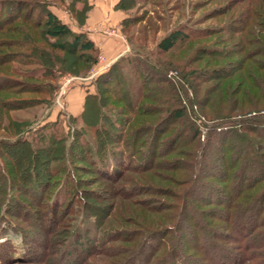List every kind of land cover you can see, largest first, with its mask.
I'll use <instances>...</instances> for the list:
<instances>
[{
  "label": "trees",
  "instance_id": "1",
  "mask_svg": "<svg viewBox=\"0 0 264 264\" xmlns=\"http://www.w3.org/2000/svg\"><path fill=\"white\" fill-rule=\"evenodd\" d=\"M8 1L0 0V239L9 228L20 234L25 264H264V0H226L209 15L223 19L218 28L181 25L151 54L138 46L120 57L70 115L79 126L71 135L59 119L34 130L12 113L26 108L17 98L27 93L45 96L41 106L54 101L70 73L59 53L74 66L96 64L99 50L51 10L65 0ZM213 140L218 155L208 160ZM83 165L113 192L80 190ZM153 179L184 187L176 204L131 201ZM127 215L136 229L116 225ZM11 254L0 243V259Z\"/></svg>",
  "mask_w": 264,
  "mask_h": 264
},
{
  "label": "rangeland",
  "instance_id": "2",
  "mask_svg": "<svg viewBox=\"0 0 264 264\" xmlns=\"http://www.w3.org/2000/svg\"><path fill=\"white\" fill-rule=\"evenodd\" d=\"M14 1L15 0H11L8 1V3L13 4ZM122 1H125L124 4L126 5V10L124 11L119 10L117 6L119 0H109V1L88 0L90 8L87 5L86 0H82L81 2H75L74 0H65L64 3L57 1L58 6L53 5L51 7V10L57 15H62L63 13H66L67 16L70 17V20L72 22L70 24L68 23V25L73 30L75 29L77 30V28H81L78 26L79 24L77 21H79V23H82L83 26L96 24L92 30L96 34H101L103 36H109L110 34H112V29L116 28L117 32L126 40L128 46L130 47V52H132L134 48L138 46H142L151 54L152 52L155 51L157 44L164 36H166L174 28L179 27L181 25H187L190 28L193 27V29H200V30H205L213 27L218 28L219 24L223 22V19L220 18L210 19L209 15L213 14V10L214 11L216 9L219 10V7L222 6L226 0H122ZM112 2L114 5H112ZM13 5L10 4L11 7H13ZM64 8H68L70 9V11L71 9H73L74 11L73 16H75L77 21L74 20L72 18L73 17L72 14L69 13V11ZM12 10L14 11V9ZM87 10H89V12L86 15ZM61 58H67V57L63 53H59V61H60L59 63L63 65L61 67H63L65 70H68L70 73H66L59 78L57 84L58 85L57 95L54 101L50 102L47 106L46 105L41 106L42 101L47 100L45 96L41 95L38 97L35 94L27 93L17 98L18 100L21 101L20 104H23L26 108L24 110L14 111L12 115L19 120L27 121V123L30 124L32 123L34 130L38 129L39 127H41L46 123L54 122L59 119L61 120V125L63 126L65 133L67 135L68 134L71 135L76 131V129H79V126L77 124H73L72 122H70V115L75 113L72 110L80 107L79 95H83V93L85 94L87 90L86 88L88 87L87 84L88 82H83V81L81 82L75 79L74 81L67 84L66 78H68L69 76L73 78H83L82 76L85 73L88 74L91 73L92 75L95 76V74L98 72V68L101 65L104 66L106 62L101 63L102 61H104V59L101 56L100 52L98 54L96 64L81 63L78 65V63L76 62L77 64L73 66L72 63L73 58L68 57L71 60L67 62H63ZM169 58H170L169 56H163L160 59L164 62ZM71 72H79L81 74L79 76H74L71 74ZM171 74L177 75L176 71H174V73L170 72V75ZM87 76L85 75L84 77ZM96 78H94V81ZM61 89L63 91L65 90L63 94H61L62 92ZM77 91L79 92V94H75V92ZM196 109L198 110V106L195 107V110ZM205 133L206 132L203 133L202 140L204 139ZM232 137L233 136H229L228 143L229 142L231 143L233 141ZM234 145H238V144H234ZM216 146H217V142L216 140H213V143L210 144L209 148L207 149L208 154L210 156V158L208 157V160L213 159L214 156L218 155L217 152L214 151ZM83 166L85 170L83 172L81 171V173H78L79 180L82 181V183H84L83 188L81 187L79 188L80 190L98 192L105 196L106 195L108 196V193L110 194L111 190L113 192V190L116 188V185H114L113 183L102 177H98L95 170L92 169L90 165H83ZM148 175L150 176V174ZM170 175H172L170 174V172H165L163 174L164 179L167 180L168 178H170ZM129 176L132 179H134L135 177L133 174H129ZM165 180L153 179L154 185L150 180L151 187L146 186L145 189L147 191L146 190L144 191V189L140 190V193L138 192L137 194H135L134 198L131 201H138V203L136 204H139L141 201H148L150 205H154L157 207H161L162 205L164 207L165 206L167 207L169 206V204L171 206L172 204H176L177 200H175V192L183 190L184 187L180 188L173 183L166 182ZM199 180L201 179L199 178ZM124 183L125 182L123 181L121 184ZM214 184H216V182ZM166 189H172V191L169 190L167 192ZM13 193L16 194L17 192H12V194ZM83 197L86 199L85 196ZM2 203L4 202L1 201L0 204ZM111 203H113V201L107 198L105 201L104 200L101 201L100 204H95V207L98 208L100 206L109 205ZM122 205L123 203L120 204V207ZM5 206H7V204L4 203L2 207H0V209L2 210L0 211L1 213L4 212ZM118 209L119 206L117 205V209H115V213H117ZM133 209L143 210V208H141V206L139 205H136V207H133ZM145 213L144 215H148L149 217L155 216L153 213L151 214L147 212ZM164 213H171V212L165 211ZM129 217H131V215L124 216V220L122 219L118 220L119 224L116 225H121L124 227L136 229L134 225H130L127 222L130 221ZM78 224L84 228L89 223L88 221H83L80 219ZM1 227L6 228V223L3 222ZM5 241H9L13 254H11L12 257L9 258L8 260L4 261L0 259V264H25L21 260V258L28 255L29 251L28 248L26 249L22 236L16 233L13 229L9 228L7 236L1 238L0 243ZM116 245H121V243H118ZM112 254L114 253L112 252ZM107 258L108 257L103 256L98 260L106 263L108 260Z\"/></svg>",
  "mask_w": 264,
  "mask_h": 264
},
{
  "label": "crops",
  "instance_id": "3",
  "mask_svg": "<svg viewBox=\"0 0 264 264\" xmlns=\"http://www.w3.org/2000/svg\"><path fill=\"white\" fill-rule=\"evenodd\" d=\"M109 1V0H107ZM117 2V1H116ZM116 4V3H115ZM112 5L113 2H112ZM58 17L68 25V23H72L70 20V17L67 16L66 13H63L62 15H58ZM67 18V19H66ZM96 24H90V25H84L81 28H77L76 32H82L85 33L88 38L94 43L95 47L99 50L101 56L103 57L104 61L101 63H105V65H99L98 72L94 75L91 73L88 74L87 77L83 78H76V80L88 82V87L86 88L85 94L79 95L80 96V107L77 109L72 110L75 112L72 114L73 116H78L83 111V105L85 101V97L88 93L94 92V78H96L101 73L105 72L113 63H115L120 57L128 55L130 52V47L128 46L126 40L117 32L116 28L112 29V34L109 36H103L101 34H96L92 29ZM74 30V31H75ZM97 70V69H96ZM95 72V71H94ZM92 81V82H90ZM75 94H79V92H75Z\"/></svg>",
  "mask_w": 264,
  "mask_h": 264
},
{
  "label": "built area",
  "instance_id": "4",
  "mask_svg": "<svg viewBox=\"0 0 264 264\" xmlns=\"http://www.w3.org/2000/svg\"><path fill=\"white\" fill-rule=\"evenodd\" d=\"M75 79H76V78H73V77H70V76H69L68 78H66V80H67L66 83L69 84L70 82L74 81ZM66 87H67V85H66ZM61 90H62V89H61ZM64 92H65V90H64V91L62 90L61 94H63Z\"/></svg>",
  "mask_w": 264,
  "mask_h": 264
}]
</instances>
